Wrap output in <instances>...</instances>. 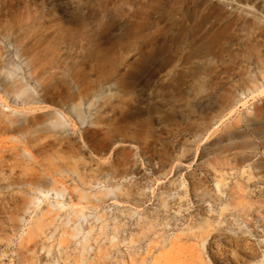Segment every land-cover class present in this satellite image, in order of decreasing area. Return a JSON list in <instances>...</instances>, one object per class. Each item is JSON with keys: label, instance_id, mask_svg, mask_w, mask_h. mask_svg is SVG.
Listing matches in <instances>:
<instances>
[{"label": "rangeland", "instance_id": "rangeland-1", "mask_svg": "<svg viewBox=\"0 0 264 264\" xmlns=\"http://www.w3.org/2000/svg\"><path fill=\"white\" fill-rule=\"evenodd\" d=\"M263 86L264 0H0V264H264Z\"/></svg>", "mask_w": 264, "mask_h": 264}, {"label": "bare ground", "instance_id": "bare-ground-1", "mask_svg": "<svg viewBox=\"0 0 264 264\" xmlns=\"http://www.w3.org/2000/svg\"><path fill=\"white\" fill-rule=\"evenodd\" d=\"M260 91H264V86L260 89ZM194 195H195V197L197 198L198 201H203V200H205L207 198L208 200H210V201L215 203L219 199V197L215 193H212V191L211 192L208 191V189L206 187H202V189H200L199 191H194ZM220 246H222V245H220ZM220 246H218V244H216V245H214V248L211 249V253L219 261L226 259V256H228L229 254L232 253L231 248H229L230 253L228 254V250H226L224 248L225 245L223 247H220ZM228 246H230V245H228ZM252 246H253L252 244H250L249 242L245 241V242H243L241 248L243 250H249L250 251V249L252 250V248H251Z\"/></svg>", "mask_w": 264, "mask_h": 264}]
</instances>
